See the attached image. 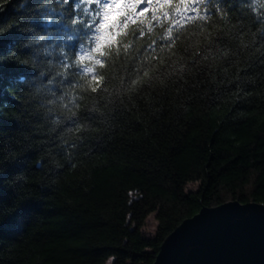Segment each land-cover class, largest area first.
<instances>
[{
  "label": "trees",
  "instance_id": "1",
  "mask_svg": "<svg viewBox=\"0 0 264 264\" xmlns=\"http://www.w3.org/2000/svg\"><path fill=\"white\" fill-rule=\"evenodd\" d=\"M101 2L0 0V264H153L264 203V0H121L105 42Z\"/></svg>",
  "mask_w": 264,
  "mask_h": 264
},
{
  "label": "water",
  "instance_id": "2",
  "mask_svg": "<svg viewBox=\"0 0 264 264\" xmlns=\"http://www.w3.org/2000/svg\"><path fill=\"white\" fill-rule=\"evenodd\" d=\"M153 264H264V203L203 206L168 234Z\"/></svg>",
  "mask_w": 264,
  "mask_h": 264
},
{
  "label": "snow or ice",
  "instance_id": "3",
  "mask_svg": "<svg viewBox=\"0 0 264 264\" xmlns=\"http://www.w3.org/2000/svg\"><path fill=\"white\" fill-rule=\"evenodd\" d=\"M114 8L119 9L122 13V15L118 19H113L112 13ZM135 8V3L122 4L121 0H102L99 8L96 10L97 12H100L102 10V22H99V26L95 28L96 32L102 33L98 36L99 40L101 42L107 41V39L109 38V33L113 28H127L129 22L134 23L135 21L133 17L135 13L125 10ZM139 15L143 16L144 12L141 11ZM109 21H111V23H109Z\"/></svg>",
  "mask_w": 264,
  "mask_h": 264
},
{
  "label": "rangeland",
  "instance_id": "4",
  "mask_svg": "<svg viewBox=\"0 0 264 264\" xmlns=\"http://www.w3.org/2000/svg\"><path fill=\"white\" fill-rule=\"evenodd\" d=\"M199 186L198 183H189L187 188L188 189H197ZM158 221L155 217V214H151L148 219H147V224L144 227V232L145 234L152 236L155 234L156 232V227H157ZM113 256L109 257V259L107 260V262L105 264H112V260H113Z\"/></svg>",
  "mask_w": 264,
  "mask_h": 264
}]
</instances>
